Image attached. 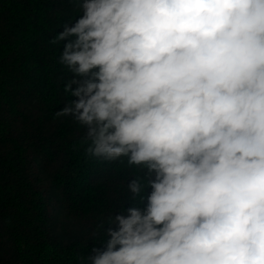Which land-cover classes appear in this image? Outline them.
Listing matches in <instances>:
<instances>
[{
  "label": "clouds",
  "instance_id": "1",
  "mask_svg": "<svg viewBox=\"0 0 264 264\" xmlns=\"http://www.w3.org/2000/svg\"><path fill=\"white\" fill-rule=\"evenodd\" d=\"M56 117L134 169L80 264H264V0H73Z\"/></svg>",
  "mask_w": 264,
  "mask_h": 264
},
{
  "label": "trees",
  "instance_id": "2",
  "mask_svg": "<svg viewBox=\"0 0 264 264\" xmlns=\"http://www.w3.org/2000/svg\"><path fill=\"white\" fill-rule=\"evenodd\" d=\"M79 14L73 0H0V264H80L135 174L86 156L84 129L55 116L71 74L50 41Z\"/></svg>",
  "mask_w": 264,
  "mask_h": 264
}]
</instances>
